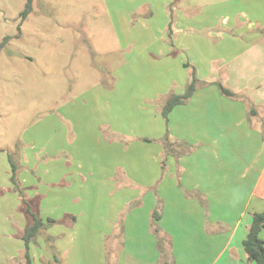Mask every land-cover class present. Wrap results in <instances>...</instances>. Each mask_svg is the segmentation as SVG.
<instances>
[{
  "label": "crops",
  "instance_id": "obj_1",
  "mask_svg": "<svg viewBox=\"0 0 264 264\" xmlns=\"http://www.w3.org/2000/svg\"><path fill=\"white\" fill-rule=\"evenodd\" d=\"M174 3L109 0L133 63L67 100L43 145L34 127L29 150L0 149L1 256L25 263L26 200L55 220L30 243L32 264H255L243 241L252 214L264 211V24L242 31L239 23L220 43L173 38ZM248 4L254 12L259 2ZM193 70L196 92L166 121L165 102L185 91Z\"/></svg>",
  "mask_w": 264,
  "mask_h": 264
},
{
  "label": "rangeland",
  "instance_id": "obj_2",
  "mask_svg": "<svg viewBox=\"0 0 264 264\" xmlns=\"http://www.w3.org/2000/svg\"><path fill=\"white\" fill-rule=\"evenodd\" d=\"M253 1L259 2L254 12L248 0H175L168 35L220 43L234 37L239 23L242 31L250 21L264 24V0ZM25 3L0 0V46L11 37L0 48V149L5 155L29 150L26 141L34 127L43 145L46 132L53 136L60 128L47 121L59 123L67 100H82L92 86H107L134 57L128 54L124 30L115 25L109 0H34L33 11L22 21ZM155 16L160 19V13ZM181 56L188 59L184 52ZM131 79L134 86L142 81L138 75ZM6 165L0 154V173ZM258 192L264 194V174ZM11 263L17 264L1 256L0 249V264Z\"/></svg>",
  "mask_w": 264,
  "mask_h": 264
},
{
  "label": "trees",
  "instance_id": "obj_3",
  "mask_svg": "<svg viewBox=\"0 0 264 264\" xmlns=\"http://www.w3.org/2000/svg\"><path fill=\"white\" fill-rule=\"evenodd\" d=\"M33 2L34 0H26L25 7L20 13V16L22 18V21L28 17V15L33 11ZM11 39L10 36H6L0 46V48L9 40ZM198 77L193 70L190 81L185 89V91L181 94H174L171 95L167 101L165 102L162 114L166 121L169 119V114L172 111V109L179 104H182L186 101H188L193 94L197 90L198 86ZM219 86L220 91L230 97H236L237 93L230 90L229 88L225 87L221 82L217 83ZM164 142L166 145V148L171 151V143L169 142V136L166 134L164 136ZM11 167H12V176L11 180L15 186V188L19 189V184L17 181V171L18 166L16 162L14 161L13 157L9 156ZM24 203L26 204V212L30 216V222L27 225V227L24 230V233L22 235L24 241H25V263L24 264H32V257L30 253V243L36 239V237L44 231L46 228V224L54 223L55 220L49 218L47 223L39 216L37 212H35L32 209V206L29 201L24 200ZM161 214L157 211L153 214V220L154 223L159 220ZM159 228H155V232L158 236V242L161 248H163V238L159 236ZM262 232H264V211L261 212H254L252 214V221L248 227L247 235L243 241V248L245 250V253L247 255V258L250 262H253L255 264H264V238L262 237Z\"/></svg>",
  "mask_w": 264,
  "mask_h": 264
}]
</instances>
